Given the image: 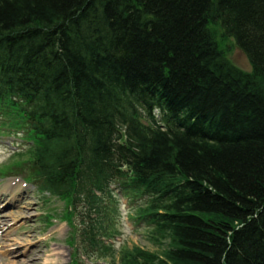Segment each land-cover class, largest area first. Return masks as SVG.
Listing matches in <instances>:
<instances>
[{
	"label": "trees",
	"instance_id": "obj_1",
	"mask_svg": "<svg viewBox=\"0 0 264 264\" xmlns=\"http://www.w3.org/2000/svg\"><path fill=\"white\" fill-rule=\"evenodd\" d=\"M0 112L69 264L106 258L120 197L158 249L119 264H264V0H0Z\"/></svg>",
	"mask_w": 264,
	"mask_h": 264
},
{
	"label": "rangeland",
	"instance_id": "obj_2",
	"mask_svg": "<svg viewBox=\"0 0 264 264\" xmlns=\"http://www.w3.org/2000/svg\"><path fill=\"white\" fill-rule=\"evenodd\" d=\"M217 30L221 33V29L217 27ZM221 43L232 62L245 71L252 70L247 55L234 38L222 39ZM29 147L30 142L22 130L0 112V217L5 219L0 218L3 221L0 224V264L11 260L20 264H69L72 246L68 238L72 226L67 220L66 201L39 191L33 182L15 175L17 171L13 166L30 157ZM123 203L119 208L120 218L114 224L115 231L106 241L111 245L106 258L93 264H119L121 251L134 245L158 249L149 240V229L135 222L134 206L126 204V199ZM5 228L8 229L5 231Z\"/></svg>",
	"mask_w": 264,
	"mask_h": 264
},
{
	"label": "bare ground",
	"instance_id": "obj_3",
	"mask_svg": "<svg viewBox=\"0 0 264 264\" xmlns=\"http://www.w3.org/2000/svg\"><path fill=\"white\" fill-rule=\"evenodd\" d=\"M10 199H13V198H10ZM2 220H5L2 216L0 217ZM1 221V220H0ZM0 224H3V221H1L0 222ZM8 228H9V226H8ZM8 228H5V231L8 229ZM9 233V232H8ZM7 235V234H6ZM16 242H18L17 240H16ZM13 244V243H12ZM10 245V246H8L9 247V251L12 249V247H13V245ZM2 246V245H1ZM6 264H20L19 262H17V261H15V260H11L10 262H6Z\"/></svg>",
	"mask_w": 264,
	"mask_h": 264
}]
</instances>
